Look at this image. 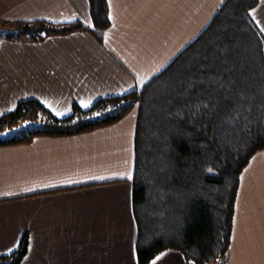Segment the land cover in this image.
I'll list each match as a JSON object with an SVG mask.
<instances>
[{
	"label": "crops",
	"instance_id": "1",
	"mask_svg": "<svg viewBox=\"0 0 264 264\" xmlns=\"http://www.w3.org/2000/svg\"><path fill=\"white\" fill-rule=\"evenodd\" d=\"M163 1L162 8V0H108L112 24L102 43L87 31L37 43L3 42L0 117L36 100L65 118L74 105L89 109L141 91L226 0ZM252 17L264 34V0ZM13 21L93 27L89 0H0V29ZM133 114L131 135L117 132L120 122L0 147V257L16 252L26 237L20 264H139L132 205L138 107ZM151 264L189 263L169 251ZM229 264H264V150L241 176Z\"/></svg>",
	"mask_w": 264,
	"mask_h": 264
},
{
	"label": "trees",
	"instance_id": "2",
	"mask_svg": "<svg viewBox=\"0 0 264 264\" xmlns=\"http://www.w3.org/2000/svg\"><path fill=\"white\" fill-rule=\"evenodd\" d=\"M261 0H226L208 27L141 91L73 106L65 118L39 101L0 117V147L39 137H69L120 123L138 107L133 214L139 264L165 252L189 264H218L229 253L243 172L264 150V34L252 13ZM83 22L13 21L7 41L37 43L89 32L102 43L111 26L108 0H89ZM27 239L0 264H20Z\"/></svg>",
	"mask_w": 264,
	"mask_h": 264
},
{
	"label": "rangeland",
	"instance_id": "3",
	"mask_svg": "<svg viewBox=\"0 0 264 264\" xmlns=\"http://www.w3.org/2000/svg\"><path fill=\"white\" fill-rule=\"evenodd\" d=\"M163 5H164V1L162 0V8H163ZM136 110H137V107H135L133 109V111L121 121L120 130H118L117 132H120V133H122L125 136L126 135H131V132H132V129H133V126H134V121H133V115L134 114L133 113H135ZM127 140H128V148H129V146H130L129 139H127ZM108 150H110V151L112 150V145L111 144L108 145ZM218 264H229V253L226 256V258L224 259V261L220 262Z\"/></svg>",
	"mask_w": 264,
	"mask_h": 264
}]
</instances>
